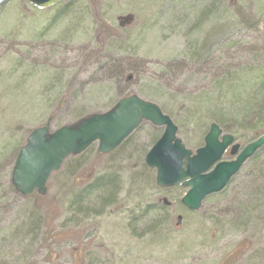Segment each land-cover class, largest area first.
Masks as SVG:
<instances>
[{
    "label": "rangeland",
    "instance_id": "obj_1",
    "mask_svg": "<svg viewBox=\"0 0 264 264\" xmlns=\"http://www.w3.org/2000/svg\"><path fill=\"white\" fill-rule=\"evenodd\" d=\"M61 5L39 10L9 0L0 11V264H264V222L247 228L230 222L232 202L241 200L238 179L197 211L181 203L187 189L156 184L145 155L163 127L150 122L109 154L96 143L67 159L42 198L4 196L33 128L50 122L54 130L104 112L127 94L160 106L195 151L209 130L212 104L237 112L264 79V0ZM246 125L242 143L264 134V120L254 131L256 125ZM249 170L247 162L241 173ZM112 173L113 202L77 214L69 204L75 193ZM35 207L45 220L32 239L21 226Z\"/></svg>",
    "mask_w": 264,
    "mask_h": 264
},
{
    "label": "water",
    "instance_id": "obj_2",
    "mask_svg": "<svg viewBox=\"0 0 264 264\" xmlns=\"http://www.w3.org/2000/svg\"><path fill=\"white\" fill-rule=\"evenodd\" d=\"M6 1L0 0V6ZM27 1L38 9H47L61 0ZM143 120L165 126L162 136L145 157L146 165L156 170L158 186L187 187L188 191L181 202L192 211L198 210L207 196L223 190L244 162L264 145L262 135L248 144L236 160L220 161L234 138L224 135L220 140V127L213 123L205 136V145L193 154L177 137L178 127L168 115L163 114L158 105L132 94L120 99L106 112L88 114L54 131H50L47 126L33 129L21 146L12 169L11 181L16 192L31 196L37 190L39 194L45 195L48 179L61 168L65 159L83 153L94 142H98L100 153H110ZM238 148V144L234 145L231 154H237ZM182 218V215L177 216V225H180Z\"/></svg>",
    "mask_w": 264,
    "mask_h": 264
},
{
    "label": "trees",
    "instance_id": "obj_3",
    "mask_svg": "<svg viewBox=\"0 0 264 264\" xmlns=\"http://www.w3.org/2000/svg\"><path fill=\"white\" fill-rule=\"evenodd\" d=\"M7 2L0 8V11L3 9V7H5ZM62 2L55 5L54 7L61 5ZM69 4H71V2L62 4L56 13V17H59L61 14H63V12H65V10L68 8ZM211 5L213 6V3ZM101 30L104 31V28L102 27ZM115 66L118 68L119 64H116ZM259 84L260 85L256 92H250L246 95L245 103L243 102V104L240 105L241 109L237 112H226L222 104L214 105L213 103L212 106L214 113L210 115L209 121L211 123H217L226 132H231L236 135H242L241 132L247 127V120L249 121L250 128L255 126L258 122H262L264 120V79ZM78 117L76 120L81 118V116L79 118ZM198 123L199 121H197V125ZM45 125L51 128L50 122H47ZM258 128L259 125H256L254 128H252V131ZM263 155L264 146L249 159L250 170L247 173L239 172L232 178L229 185L223 191L217 194H225L229 186L237 179L239 184L242 186L241 200L235 199L231 205L233 206V211L230 212L229 217L230 222L234 223L232 224L233 226H235L236 223H242V225L245 227L252 223V221L261 222V225H263L264 220H261L260 217L264 215V210H261L264 208ZM149 178V176H146V179L144 180L147 181ZM117 186L118 184L116 177L113 173L109 176L106 175L96 177L91 184L75 193L69 204L76 207L75 212L77 214H88L91 209H98L103 205L111 204L115 198ZM6 195L19 196L15 193L11 181L5 185L4 196ZM34 197V199L42 198L39 195H34ZM81 206H84V209H81ZM44 220L45 215H41V213L37 210V207L33 208V210H30L21 226L24 237H31L34 239L36 233L38 232V228ZM150 223L152 227H149V229H152V232L157 231L158 224H155L153 221ZM32 264H34V262Z\"/></svg>",
    "mask_w": 264,
    "mask_h": 264
},
{
    "label": "flooded vegetation",
    "instance_id": "obj_4",
    "mask_svg": "<svg viewBox=\"0 0 264 264\" xmlns=\"http://www.w3.org/2000/svg\"><path fill=\"white\" fill-rule=\"evenodd\" d=\"M225 134L232 135L234 140H233L232 144L229 147H227V149L225 150V152L223 154V157H222V160L223 161H233V160H235L237 158V156L240 153V151L243 150L245 148V146H247L250 143V141L247 139L246 143L244 144V143L241 142V139H240L242 137V135H236V134L231 133V132H226L224 129H222V135H225ZM236 144L239 145L238 153L235 154V155H232L231 154L232 147L234 145H236ZM244 165H243V167H244Z\"/></svg>",
    "mask_w": 264,
    "mask_h": 264
}]
</instances>
